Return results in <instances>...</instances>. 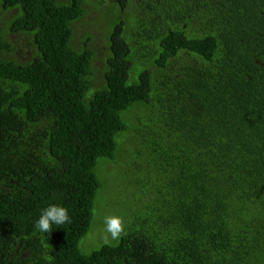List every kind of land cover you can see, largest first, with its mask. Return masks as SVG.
I'll return each instance as SVG.
<instances>
[{"label":"trees","instance_id":"obj_1","mask_svg":"<svg viewBox=\"0 0 264 264\" xmlns=\"http://www.w3.org/2000/svg\"><path fill=\"white\" fill-rule=\"evenodd\" d=\"M0 264H264V0H0Z\"/></svg>","mask_w":264,"mask_h":264},{"label":"rangeland","instance_id":"obj_2","mask_svg":"<svg viewBox=\"0 0 264 264\" xmlns=\"http://www.w3.org/2000/svg\"><path fill=\"white\" fill-rule=\"evenodd\" d=\"M100 11L96 12H89L88 15L83 20H90V25H99L96 20H109L108 17V9L106 7L100 6ZM91 10V9H89ZM95 13V15H94ZM101 13V15H100ZM99 29H101V32L97 34L99 37H108L107 35H110L111 29L110 28H104L102 25H99ZM93 29V30H97ZM90 28V34L93 35L94 33ZM85 30L80 33L79 36L85 37ZM94 65H99V59H94ZM117 175H110L108 178L111 181V186L108 189L102 190L100 197L98 201H100V205L97 207L94 211L93 220L91 223V228L89 233L81 239L79 243V248L83 253H90L91 251L97 250L101 245L105 244L104 237L107 235L104 231V217L108 215H118L122 217L123 222L125 221L126 217L124 215V212L133 204V198H135L136 194L134 192H129L128 195L123 192V189L120 188L118 185L120 184L119 180L117 179ZM119 182V184H116V180ZM122 187H124L122 185ZM115 241H109V243H114Z\"/></svg>","mask_w":264,"mask_h":264},{"label":"clouds","instance_id":"obj_3","mask_svg":"<svg viewBox=\"0 0 264 264\" xmlns=\"http://www.w3.org/2000/svg\"><path fill=\"white\" fill-rule=\"evenodd\" d=\"M70 222L67 208L59 204H49L43 208L35 221V229L42 234L50 233L53 226H63ZM104 231L107 233L104 242L118 240L124 232V222L118 215H108L104 217Z\"/></svg>","mask_w":264,"mask_h":264}]
</instances>
